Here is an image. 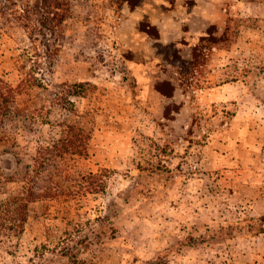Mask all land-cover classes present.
<instances>
[{"label": "rangeland", "instance_id": "1", "mask_svg": "<svg viewBox=\"0 0 264 264\" xmlns=\"http://www.w3.org/2000/svg\"><path fill=\"white\" fill-rule=\"evenodd\" d=\"M199 2L58 0L33 37L0 29V77L39 69L28 104L89 136L0 264H264V0ZM8 130L0 184L60 137L26 118Z\"/></svg>", "mask_w": 264, "mask_h": 264}, {"label": "trees", "instance_id": "2", "mask_svg": "<svg viewBox=\"0 0 264 264\" xmlns=\"http://www.w3.org/2000/svg\"><path fill=\"white\" fill-rule=\"evenodd\" d=\"M57 1L34 0L35 4L31 5L30 0H0V29L11 21H16L28 31L30 37H33L38 31L37 27L40 24L43 26L40 19L54 23V18L46 17V14L57 15L54 11L58 5ZM38 70L35 68L27 72L24 80L16 87L0 77V155H5L2 148L10 142L17 147V136L8 130V127L20 118L30 119L35 124L54 125L60 129V137L53 144L45 146L32 142L33 168L20 182L11 180L8 183L6 180L0 184V248L24 233L31 204L61 197L56 179L62 176L69 178L71 174L67 168L71 160L87 153L89 136L82 127L67 120H57L55 124H51L49 119L44 118L41 110L28 104L26 97L30 88L41 85V79L36 72ZM53 95L55 101L52 103V109L60 105L64 111L74 113V104L68 97ZM18 154L19 152L10 153L13 158ZM11 163L10 158L3 159V170H8ZM89 178H96V175L90 174ZM99 183L88 184L83 191L85 193L104 191L105 184L100 188Z\"/></svg>", "mask_w": 264, "mask_h": 264}, {"label": "crops", "instance_id": "3", "mask_svg": "<svg viewBox=\"0 0 264 264\" xmlns=\"http://www.w3.org/2000/svg\"><path fill=\"white\" fill-rule=\"evenodd\" d=\"M193 1H195V3L196 4H199L200 2L199 1H201V0H184V3L186 4V3H192ZM194 4V3H193Z\"/></svg>", "mask_w": 264, "mask_h": 264}]
</instances>
